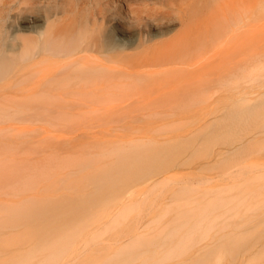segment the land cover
Returning <instances> with one entry per match:
<instances>
[{
  "label": "rangeland",
  "instance_id": "374dc122",
  "mask_svg": "<svg viewBox=\"0 0 264 264\" xmlns=\"http://www.w3.org/2000/svg\"><path fill=\"white\" fill-rule=\"evenodd\" d=\"M7 1L0 0V8ZM35 1L57 10L53 18L82 19L91 27L114 25V0H21L18 5ZM135 2V15L155 18L147 27L155 39L174 36L191 19L189 7L198 3ZM44 14L25 10L20 20L28 15L42 20ZM147 28L137 23L129 31ZM188 35L184 61L173 57L170 65L196 59L198 40L192 31ZM127 49L141 51L143 46ZM250 70L246 87L240 76L202 83L189 92H175L170 108L155 111L88 109L77 103L88 100L75 95L59 110L40 109L38 98L28 109L30 98L25 94L38 80H1L8 92L0 93V203L5 204H0V259L33 248L36 237L28 231L48 221L43 214L71 216L80 199L95 198L88 219L79 220L86 225L65 254L66 262L56 264H197L193 258L198 249L209 245L214 249L202 264H216L219 255L223 257L217 264H264V116L252 115L250 119L258 118L244 123L246 128L229 115L245 95L253 104L246 109L264 107V95L258 96L264 91V62ZM174 82L170 80V86ZM21 105L23 109L16 111ZM251 128L257 129L256 138L251 139L256 135ZM241 137L245 144L233 148L241 144ZM228 148L232 150L216 155ZM137 150L152 153L153 160L137 166H148L152 177L132 172L123 192L107 187L115 180L104 173L123 165L118 152ZM101 183L107 185L101 188ZM28 204L38 207L40 216L13 220L19 224L11 226L10 216L18 206L32 213ZM233 243L241 246L236 253ZM173 246L177 250L170 258L159 259ZM129 254L135 258L127 260Z\"/></svg>",
  "mask_w": 264,
  "mask_h": 264
},
{
  "label": "bare ground",
  "instance_id": "6f19581e",
  "mask_svg": "<svg viewBox=\"0 0 264 264\" xmlns=\"http://www.w3.org/2000/svg\"><path fill=\"white\" fill-rule=\"evenodd\" d=\"M20 1H7L0 8V81L7 77L22 79V83L28 79L38 80L25 94L30 98L28 109H31L32 99L38 98L40 109L59 110L67 105V97L72 95L87 99V103H77L94 110L166 109L170 108V95L179 91L189 92L202 83L211 84L222 78L231 80L232 76H240L246 87L251 79V66L264 62V0H196L198 3L189 7L188 16H192L189 22L186 21L174 36L160 39H155V33L147 28L155 18L145 20L140 14L135 15V0H114L116 7L114 11L111 9V15L115 21L110 28L91 27L87 21L65 16L53 18L58 11L47 7L45 2L35 1L21 7L18 5ZM25 10H43L45 14L42 20L28 15L21 21L20 16ZM137 23L146 26L147 30L129 31ZM24 29L29 32L22 33ZM190 31L196 35L199 44L196 59L182 66L170 65L173 57L185 58L182 50L187 45ZM159 32L160 36L165 34ZM134 46H143V49H127ZM170 80L175 81L172 86ZM2 92H8L7 85H0ZM259 95L263 96L264 91ZM244 104H251L248 95L241 96L236 103L238 106L229 111L233 122L244 126V123L258 118L250 119L252 115L261 113L264 116V107L248 110L246 108L253 107V104L240 107ZM254 132L256 134L257 129ZM256 137L257 134L251 139ZM241 139V144L233 148L245 144V139ZM231 150L219 149L216 155L220 157ZM118 155L123 165L111 167L104 173L115 180L107 187H117L115 192H123L132 172L137 177H152L148 166L137 169L141 163L154 159L152 153L137 150L118 152ZM80 163L86 164L85 161ZM106 185L99 184L101 188ZM83 201L87 205H81ZM93 203H96L95 198L80 199L76 212L71 216L43 214L48 221H42L28 231V235L36 237L33 248L21 255L0 259V264H56L63 261L86 225L79 220L88 219L87 211ZM27 206L33 208L32 213L25 206H18L10 220L23 219L28 215L40 216L38 207L34 204ZM17 224L14 221L10 223L11 226ZM231 245L233 252L241 248L236 243ZM211 249H214L211 245L199 248L193 259L202 264L207 258L204 255ZM176 250L177 247H171L159 259L170 258V252ZM221 256L217 257L218 263ZM132 258H135L132 254L126 257L127 260Z\"/></svg>",
  "mask_w": 264,
  "mask_h": 264
}]
</instances>
